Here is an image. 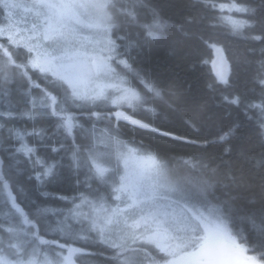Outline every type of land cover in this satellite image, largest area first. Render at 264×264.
Returning <instances> with one entry per match:
<instances>
[{"label":"trees","instance_id":"16d2710c","mask_svg":"<svg viewBox=\"0 0 264 264\" xmlns=\"http://www.w3.org/2000/svg\"><path fill=\"white\" fill-rule=\"evenodd\" d=\"M229 3L246 8V26L231 25L235 13L219 8ZM104 4L114 67L137 95L131 106L82 101L0 39V213L8 216L0 234L9 239V221L30 246L70 252V264H121L124 251L52 231L50 213L108 194L91 157L108 138L154 154L190 200L224 221L238 249L264 264V0ZM216 48L230 65L223 81L211 68ZM118 109L127 119L112 115ZM131 252L139 264L167 258L152 246Z\"/></svg>","mask_w":264,"mask_h":264},{"label":"rangeland","instance_id":"374dc122","mask_svg":"<svg viewBox=\"0 0 264 264\" xmlns=\"http://www.w3.org/2000/svg\"><path fill=\"white\" fill-rule=\"evenodd\" d=\"M104 2L0 0V39L24 48L33 69L63 81L82 101L131 106L137 95L114 67L117 49L109 37ZM219 8L235 13L228 17L231 25L246 26L240 17L247 13L244 6L229 3ZM101 142L106 148H95L91 157L110 191L96 198L84 195L69 210L50 211L58 221L52 231L124 251L121 264H139L134 260L137 252L127 254L135 245L165 254L166 261L158 264H260L238 249L212 210L189 199L154 154L119 140ZM119 158L120 169L113 170ZM2 217L8 219L0 213ZM2 228L9 239L0 234V264H70V252L51 254L43 244L41 249L30 246L28 232L21 228L23 235L17 234L9 221Z\"/></svg>","mask_w":264,"mask_h":264},{"label":"water","instance_id":"95a60500","mask_svg":"<svg viewBox=\"0 0 264 264\" xmlns=\"http://www.w3.org/2000/svg\"><path fill=\"white\" fill-rule=\"evenodd\" d=\"M94 65V63H93ZM211 68L213 71L214 76L219 80V81H223L225 80L228 75H229V71H230V65L228 60L226 59V56L223 52V50L221 48H216L213 50V59L211 61ZM94 69H95V65H94ZM114 116H116V113L114 112ZM125 119H127L124 116ZM132 123H134V121L130 120Z\"/></svg>","mask_w":264,"mask_h":264},{"label":"bare ground","instance_id":"6f19581e","mask_svg":"<svg viewBox=\"0 0 264 264\" xmlns=\"http://www.w3.org/2000/svg\"><path fill=\"white\" fill-rule=\"evenodd\" d=\"M116 113V115H117V112H115ZM113 116H114V114H112ZM124 116L125 117H127V115L126 114H120L119 116H118V118H120V119H124L125 120V118H124Z\"/></svg>","mask_w":264,"mask_h":264},{"label":"flooded vegetation","instance_id":"af4514ba","mask_svg":"<svg viewBox=\"0 0 264 264\" xmlns=\"http://www.w3.org/2000/svg\"><path fill=\"white\" fill-rule=\"evenodd\" d=\"M6 189H7V191H8V192H7V194L9 195V194H10V192H9V190H8V186H6Z\"/></svg>","mask_w":264,"mask_h":264}]
</instances>
